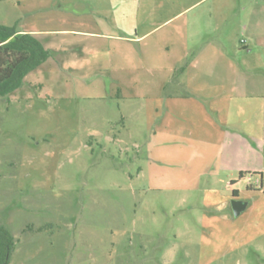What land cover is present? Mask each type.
Masks as SVG:
<instances>
[{
  "label": "rangeland",
  "instance_id": "374dc122",
  "mask_svg": "<svg viewBox=\"0 0 264 264\" xmlns=\"http://www.w3.org/2000/svg\"><path fill=\"white\" fill-rule=\"evenodd\" d=\"M37 1L0 0V23L57 27L45 19L63 10ZM75 41L48 49L42 66L0 96V223L14 238L8 264H264L257 179V190L246 189L249 180L231 185L250 200L234 216L230 189L219 211L205 205L206 181L191 191L148 178L150 118L130 101L134 89L112 79L114 64L127 59L121 53L144 44Z\"/></svg>",
  "mask_w": 264,
  "mask_h": 264
},
{
  "label": "crops",
  "instance_id": "0c3cea01",
  "mask_svg": "<svg viewBox=\"0 0 264 264\" xmlns=\"http://www.w3.org/2000/svg\"><path fill=\"white\" fill-rule=\"evenodd\" d=\"M33 5L63 10L45 19L57 27L16 26L46 49H73L80 37L144 44L138 53H121L127 59L114 64L112 79L117 87L134 89L130 101L141 102L150 118L151 181L191 191L206 181L203 190L215 199L205 205L219 211L226 207L224 189L231 190L230 205L239 199L249 206L234 183L249 180L246 189L257 190L258 180L264 194V0H39ZM233 23V34L220 31ZM62 39L66 46L58 44Z\"/></svg>",
  "mask_w": 264,
  "mask_h": 264
},
{
  "label": "trees",
  "instance_id": "16d2710c",
  "mask_svg": "<svg viewBox=\"0 0 264 264\" xmlns=\"http://www.w3.org/2000/svg\"><path fill=\"white\" fill-rule=\"evenodd\" d=\"M50 55V51L33 34L19 32L15 25L0 24V96L18 89L25 76ZM235 193L233 189L232 195ZM13 246L12 234L0 223V264H8Z\"/></svg>",
  "mask_w": 264,
  "mask_h": 264
},
{
  "label": "water",
  "instance_id": "95a60500",
  "mask_svg": "<svg viewBox=\"0 0 264 264\" xmlns=\"http://www.w3.org/2000/svg\"><path fill=\"white\" fill-rule=\"evenodd\" d=\"M247 202L239 199L231 200V208L234 216H238L246 207Z\"/></svg>",
  "mask_w": 264,
  "mask_h": 264
}]
</instances>
